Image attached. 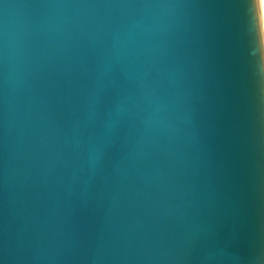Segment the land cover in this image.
<instances>
[{
	"label": "water",
	"instance_id": "1",
	"mask_svg": "<svg viewBox=\"0 0 264 264\" xmlns=\"http://www.w3.org/2000/svg\"><path fill=\"white\" fill-rule=\"evenodd\" d=\"M251 20L248 0H0V264H264Z\"/></svg>",
	"mask_w": 264,
	"mask_h": 264
},
{
	"label": "snow or ice",
	"instance_id": "2",
	"mask_svg": "<svg viewBox=\"0 0 264 264\" xmlns=\"http://www.w3.org/2000/svg\"><path fill=\"white\" fill-rule=\"evenodd\" d=\"M251 4L252 20L251 35L253 43L250 55L252 57L253 76L259 78L260 93L264 99V16L257 13L255 0H248Z\"/></svg>",
	"mask_w": 264,
	"mask_h": 264
},
{
	"label": "bare ground",
	"instance_id": "3",
	"mask_svg": "<svg viewBox=\"0 0 264 264\" xmlns=\"http://www.w3.org/2000/svg\"><path fill=\"white\" fill-rule=\"evenodd\" d=\"M259 5H260V11H261V16H264V3L261 1V0H259Z\"/></svg>",
	"mask_w": 264,
	"mask_h": 264
},
{
	"label": "rangeland",
	"instance_id": "4",
	"mask_svg": "<svg viewBox=\"0 0 264 264\" xmlns=\"http://www.w3.org/2000/svg\"><path fill=\"white\" fill-rule=\"evenodd\" d=\"M264 3V0H261ZM264 6V5H263Z\"/></svg>",
	"mask_w": 264,
	"mask_h": 264
}]
</instances>
